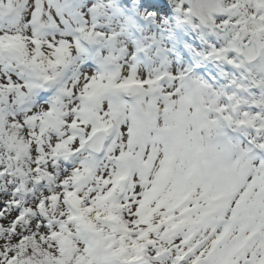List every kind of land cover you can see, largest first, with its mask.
Returning <instances> with one entry per match:
<instances>
[{
    "label": "snow or ice",
    "instance_id": "6c2138e0",
    "mask_svg": "<svg viewBox=\"0 0 264 264\" xmlns=\"http://www.w3.org/2000/svg\"><path fill=\"white\" fill-rule=\"evenodd\" d=\"M0 264H264V0H0Z\"/></svg>",
    "mask_w": 264,
    "mask_h": 264
}]
</instances>
